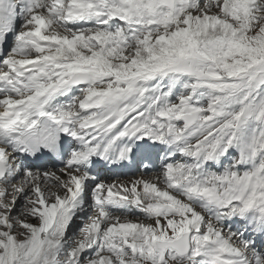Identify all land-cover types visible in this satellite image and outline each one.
Instances as JSON below:
<instances>
[{
    "label": "snow or ice",
    "instance_id": "6c2138e0",
    "mask_svg": "<svg viewBox=\"0 0 264 264\" xmlns=\"http://www.w3.org/2000/svg\"><path fill=\"white\" fill-rule=\"evenodd\" d=\"M0 264H264V0H0Z\"/></svg>",
    "mask_w": 264,
    "mask_h": 264
},
{
    "label": "bare ground",
    "instance_id": "6f19581e",
    "mask_svg": "<svg viewBox=\"0 0 264 264\" xmlns=\"http://www.w3.org/2000/svg\"><path fill=\"white\" fill-rule=\"evenodd\" d=\"M178 158H179V157H178ZM159 164H160V162H159ZM159 164H158V169L154 170L153 172H148L146 169H142L141 172H140L138 175H136V178H137V179H138V178H141V177H143L144 179H153V178H155V177L157 176V174L159 173V171H160ZM124 179H125V182H129V181L132 180V177H130V176H125ZM111 180H112V181H111ZM118 180H120V177H114V178H112V179H105V182H106V183H112L113 181H116L117 183H120V181H118ZM91 212H92V211L89 210V211L84 212L82 215H83V216H87V215H90ZM92 213H93V212H92ZM93 214H94V213H93ZM93 214H91V215H93ZM117 214H118V215H122L121 213H117ZM128 216H136V217L139 216V217L143 218L142 213H140V212H139L138 210H136L135 208H133V210H132L131 213H128ZM136 217H134V218H136ZM131 218H132V217H131ZM29 220H30V222H35V221H32L31 218H29ZM77 236H79V234H78Z\"/></svg>",
    "mask_w": 264,
    "mask_h": 264
},
{
    "label": "rangeland",
    "instance_id": "374dc122",
    "mask_svg": "<svg viewBox=\"0 0 264 264\" xmlns=\"http://www.w3.org/2000/svg\"><path fill=\"white\" fill-rule=\"evenodd\" d=\"M127 183V182H126ZM91 214H93L92 212L90 213V215ZM90 215H87V216H83L84 217V220H87V217L88 216H90ZM132 217V218H131ZM134 217H136V216H129V218H131V219H143V218H141V217H139V216H137L136 218H134ZM78 226H80V227H82V223H81V220L80 219H77L76 221H75V223H74V225H73V230H77V229H79L80 227H78ZM79 233L77 232V235H78Z\"/></svg>",
    "mask_w": 264,
    "mask_h": 264
}]
</instances>
